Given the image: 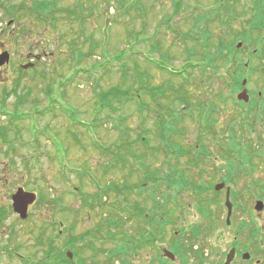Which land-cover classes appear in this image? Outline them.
Masks as SVG:
<instances>
[{
  "label": "rangeland",
  "instance_id": "obj_1",
  "mask_svg": "<svg viewBox=\"0 0 264 264\" xmlns=\"http://www.w3.org/2000/svg\"><path fill=\"white\" fill-rule=\"evenodd\" d=\"M126 1L124 7L120 5V0L61 1L66 6L76 5L77 8H84V13L89 14L86 35L92 37L87 39L86 43L81 40L85 53L84 61L81 60V63L83 68L90 70L85 71L82 67H78V70L73 72V78L60 86V91H65L63 104L68 105L70 109L72 108L71 110L64 113L60 110L62 105L56 103V114L49 110L43 114L44 117L39 119L37 113L35 117L37 123L35 120L22 123L23 135H21L25 140L35 136V127L49 128L53 131L39 133L38 139L41 140L42 145L36 143L35 147H32L17 142L16 152L14 150L7 155L5 153L6 146L0 142V209L8 210L4 222L0 225V264H24L21 253L15 248L20 244L22 246L20 249L25 253L33 250V245L37 243L33 233L37 231L35 225L39 226L44 221L49 223L47 234L53 232L60 234L54 243L58 248H64L65 239L71 233L79 235L99 226L104 219L112 214L113 209L110 204L114 206L117 205V202H121L119 199L122 196L117 198L114 191H111L104 205L90 208L83 205V194L81 195V192L94 193L98 190L97 184L116 186V183L124 181L125 170L122 167L107 174L103 173V167L110 157L102 146L95 145L97 142L100 145L111 146L119 139L120 135V130L116 128L117 117L115 115L106 116L107 112L105 111L98 115L95 122L93 121L96 117L95 108H98L97 95L100 89L106 90L117 86L118 88H120L119 86L130 88L131 91L139 89L142 99L150 101L146 91L162 85L161 96L157 102L151 105L152 110L150 111L155 116V121L179 118L177 126L185 133L174 134V138L183 145L188 141L190 143L196 141L201 126L206 122L205 107L210 102H215L220 107V112L218 115L212 113L209 118L217 120V127L223 136L222 141L227 134V131L223 129L226 127L225 124H230L234 120L236 123L234 130H236L235 134L240 148L246 147L249 151L264 150V119L251 116L252 113L247 115L240 111V108L233 109L235 103L232 101L229 104L222 101L224 104L221 105L220 99L210 91V89L215 91L222 89L227 95L232 94L228 86L224 87V82L221 80L224 76L221 75V78L216 79L213 83L204 78H198V71L188 79L187 83L183 78H169L170 74L168 73H176L174 67L179 68L184 62V47L190 49L195 43L192 38L187 37L185 45L180 38L184 33L190 32L193 18L200 12V10H195L194 6L212 10L216 8L218 1L183 0L182 9L177 11L175 9L177 0ZM132 2L137 4L134 6L131 4ZM30 4L31 0H0V50L7 49L12 57L8 64L0 67V112L4 109V105L6 110L13 109L17 97L15 94L6 95L5 91H11L14 87L18 88V92L23 91L24 93L31 89L29 99L32 100L38 96V106L43 108L49 101L44 98L46 97L44 93L46 80L41 74L42 70H47L52 80L56 82L61 81L60 75L68 74L63 71L68 69L69 48L67 41L72 23L58 22L60 32L65 33L64 39L59 38V33L51 26L47 27L42 20L24 8L18 10L20 5L29 6ZM130 5L131 7H129ZM209 28L215 37L221 36L219 19L211 20ZM138 34L141 35L138 37ZM224 34L230 38L229 33L224 32ZM217 38L214 41H217ZM252 38L251 44L248 42L242 44L240 56L244 62L248 61L250 64H245L246 73L251 76L249 77L252 85L250 88L262 91L264 90V49L259 57L252 55L251 52L249 57L252 59L248 60L247 52L254 49L256 34ZM93 40L98 42V46L94 51H90V43ZM157 41H159V50L155 51ZM163 53H167L165 62L168 65L161 63ZM37 55L41 56L38 61L33 58ZM30 62L35 65L32 68L24 69L22 65ZM138 72L145 78L140 87L136 76ZM167 84H170V87ZM180 86H184L185 91L191 96L187 102L181 101L179 98ZM32 105V102H28L25 107L31 109ZM121 106L120 104L119 107ZM123 108L127 119L121 126L126 124L131 139L146 130L153 138L156 131L154 118H148L144 123H141L136 102L128 103ZM70 114L73 115V119L70 118ZM108 117L111 119L106 120ZM7 119H11L9 113H0V123ZM77 120L87 123V125L76 123ZM20 123L21 121H19ZM239 123L242 125L248 123L251 126H247L243 130L238 126ZM55 131H59L61 142L54 138L55 134L52 136ZM74 135H77L79 141L75 140ZM154 139L151 140V143ZM209 146L214 154L219 152L217 145H214L212 140L209 141ZM35 155L40 156L39 161L33 158ZM157 156L156 164L166 158V155L162 154ZM27 157H31V160L29 161ZM59 159L64 161H62L63 165ZM218 161L214 158L207 161L205 166L207 172L200 179L205 185L214 186L217 182L223 181L222 176L226 170L221 166L220 179L217 165L220 162ZM226 162L221 155V164ZM181 164L189 166V168L192 166L187 156L181 158ZM249 165H254L255 169L252 174L247 171H237L234 173V181L229 183L236 193V199L235 196H231L235 206L231 219L234 223L240 219L247 220L248 223L254 221L262 229L264 210L256 211L254 204L258 198L264 200L263 194L257 195L261 191L258 188L255 191V185L260 181L264 182V156L263 158L253 157ZM196 171L197 168H193L189 174L196 176ZM238 172L240 173L238 174ZM138 177L139 174L131 175L128 178L130 185L133 186ZM92 179L94 180L92 181ZM19 187L35 191L38 195V200L30 206L29 216L26 219H22L12 210L11 197ZM220 194L219 197H216L220 199V204L216 202L217 204L213 205L214 213L219 215V226L214 232L211 231L212 235L204 241L206 245L204 250L206 254L208 253L205 264L218 263L219 249H221V264L223 263L226 250L232 243L234 234L233 229L231 234L228 233L231 228H227L224 224L227 213L225 192L222 191ZM143 195L140 197L139 194L131 192V190L128 191L130 203L137 201L142 204L146 194ZM194 202V196L187 193L183 195V202L180 206L170 205L172 211L169 215L174 219L176 225L167 226L165 242H158L157 246L153 247L145 246L143 251L133 259V263H149L157 256L158 251L163 253L164 248H171L170 242L175 239L176 230L177 233L181 231L182 227L190 230L193 224L200 222V214L192 205ZM188 204H191L189 210L183 211L184 206ZM147 205L152 206L150 200ZM64 207L72 210L63 212ZM242 207L245 208L243 212ZM218 209H221L219 213ZM135 224V221H131L129 228L132 229ZM261 234H264L263 230H261ZM99 245L101 248L106 247L105 244ZM197 245L196 243L194 249L199 248V246L196 247ZM69 251L74 252L72 248L65 249L66 256ZM33 255L25 258V263L33 260L35 264H38L37 261L42 255L37 253L35 260ZM84 255L90 257L93 252L87 249ZM258 256L264 257V252L260 251ZM194 263L198 264L196 261L192 263L189 260V264ZM174 264H182L181 258L178 257Z\"/></svg>",
  "mask_w": 264,
  "mask_h": 264
},
{
  "label": "trees",
  "instance_id": "obj_2",
  "mask_svg": "<svg viewBox=\"0 0 264 264\" xmlns=\"http://www.w3.org/2000/svg\"><path fill=\"white\" fill-rule=\"evenodd\" d=\"M61 1L62 0H31L29 6L20 5L18 7V10L24 8L30 14L42 20L47 27L51 26L59 33V38L64 39L65 37V33L60 32V28L58 27L59 21H65L69 24L72 23V28L68 31L69 36L67 41L69 48V58H67L68 69L63 71L68 74L60 75L62 77L61 81L56 82L52 80L47 70L43 69L41 72L46 80L44 88L46 97L44 98L49 101L48 104L40 108L38 106V96L30 100L29 95L31 94V89H28L26 93L23 91L18 92L17 87H14L11 91H6V95L15 94L17 97L13 109L10 111L6 110L4 105V109L0 112L1 114L9 113L11 116V119L4 120L0 123V142L2 145L6 146L5 153H7V155L9 152L16 149L17 142L22 143V145L24 143L35 147L34 144H41V140L38 139L40 132H53L49 128L42 129L35 127V136L32 139L29 138L25 140V138L22 137V123L28 120L34 121L37 113L39 114V119L44 117L43 114L45 112L47 113L49 110L53 114H56V103L62 105L63 108L61 107L60 110L64 113L72 109H70L68 105L63 104L65 91L61 92L60 86L73 78V72L77 71L78 67L83 68L81 60L82 62L84 61L85 53L82 49L81 40L86 43V40L92 36L86 35V24L89 14L84 13V8H77L76 5H73V7L66 6L63 5ZM217 1L219 2V0ZM126 2V0H120V5L124 7ZM135 4L132 5L135 6ZM183 4V0H177L175 2V9H182ZM194 7L195 10H200V12L194 17L193 27L190 29V32L184 33L180 38L184 43L187 37L192 38L195 43L192 48L189 49L186 47L184 49L183 54L185 55V61L179 68L174 67L177 72H170L169 78H183V80H185L184 82L187 83L188 79L198 71V78H204L208 82H214L216 79L221 78V75L224 76V78L228 76V78H231L232 88L234 90L240 89L242 87V78L246 75V69L243 61H239V50L236 47V42H224L221 36L217 38L214 33L209 30V22L218 19V3L216 8L212 10H204L196 5ZM141 9L143 10V7H141ZM259 20L264 23V18L261 17ZM257 28L261 29L259 26H257ZM139 35L141 34H138V37ZM215 38H217V41H214ZM158 40L160 41V39ZM159 41L155 43V51L159 50ZM90 46V51H94L98 46V42L93 40ZM262 52L263 49L258 48L255 53L259 57ZM166 57L167 53H163L161 56V63L164 65H168V63L165 62ZM221 60H223V63ZM83 69L85 71L90 70L87 68ZM136 76L138 77L137 80L140 87L145 78H143L140 72H138ZM49 78H51V80H49ZM167 86L170 87V84H167ZM119 87L120 88H118V86L115 88L110 87L106 90L100 89L97 95L98 108H95L96 117L93 121L95 122L98 115L105 111L107 112L106 116L115 115L117 117L116 128L120 130L119 139L111 146L100 145L97 142L95 145L98 147L102 146L110 157V160H107L103 167V173L107 174L112 170H117L118 167H122V169L125 170L124 181L122 183H116V186L97 184L98 190L94 193L86 194L85 192H80L81 195L83 194V205L89 206L90 208H94L96 205H104L111 191H114L117 198L122 196L121 199H119L121 202H117V205L114 206L110 204L113 212L109 217L104 219L99 226L86 230L79 235L71 233L65 239L64 248H58L56 243H54L57 241L60 234L58 235L54 232L49 235L47 234V230L50 227L49 223L44 221L45 223L42 222L39 226L35 225L37 231L33 233L35 234L34 237L37 243L33 245V250L25 253L21 250L22 246L20 244L15 248L21 253V259L24 264H35L33 260L25 263L24 259L34 254L33 259L35 260V255L37 253L42 255L37 261L38 264H73V260L69 259L64 253L65 249L67 250L70 248L74 250V260L76 264H135V262L133 263V259L143 251L145 246L153 247L157 246L158 242H165L167 226L176 225L174 219L169 215L172 211L170 204L173 203L180 206L183 202V195L185 193L194 196V206L200 214V222L193 224L190 230H187L185 227H182L179 233H177L176 230L175 239L170 242V247L174 249L175 253L181 258L182 264H189V260L191 259L190 256L192 257L193 255H195L198 263L200 262L203 264L204 249L206 247L204 241L212 235L210 232H214L218 226L219 215L214 213L215 210L213 209V205L217 204L216 202H218V204L221 202L220 199L216 198L221 195V192L216 191L213 185H205L200 181L202 176L207 172L205 167L207 161L213 158L217 161L219 160L218 162L220 163L217 164L219 169L218 174L221 179V166L224 167L227 171L224 176L227 183H232L234 181V173L237 171L249 170L247 172L250 174L254 171V165L248 166L249 163L252 162V156L254 154L252 152H246L244 149L238 151L239 147L234 142V139L229 140L227 145L225 140V143H222L221 152V131L218 130V127L216 128L215 121L209 120V116L220 109L217 103L210 102L208 106L205 107L204 117L206 122L201 126L196 141L193 143L188 141L183 145L174 138V134L184 133L183 130L179 129L177 126L179 118L175 117L169 120L159 119L155 121V116H153L152 111H150L152 110L151 105L157 102L158 98L161 96L163 89L162 85L146 91L150 97V101L142 99L139 89L138 91H131L130 88ZM210 91L221 101L223 96L221 91H215L213 89H210ZM190 97L188 92L185 91L184 86H180V100L187 102ZM28 102H32L33 104L31 109L25 107ZM131 102H136L137 104L141 123H144L148 118H154L156 131L153 135V138H155L153 143H151L153 138L148 134L147 130L142 134H138L134 139H131L126 124L121 126L127 119L123 107ZM258 103L260 107L257 108V112H264V97L263 99H258ZM120 104L122 105L121 107H119ZM257 115L258 113H256V116ZM70 118L73 119L72 114H70ZM109 119L111 118H106V120ZM19 121H21L20 124ZM35 122L37 123L36 120ZM79 122L80 121L77 120L76 123ZM80 123L87 125V123L84 122ZM53 134H55L54 138L61 142L59 131L52 133V136ZM74 137L76 141H79L77 135H74ZM210 140L213 141L214 145H217L219 149L217 154H214L210 149ZM54 144L56 143L54 142ZM158 154L166 155V158L159 163V167L155 165V159L158 160ZM256 154L258 157H261L258 151ZM221 155L228 158L227 162L222 165ZM183 156L188 157V161L192 165L191 168L180 164V158ZM33 158L39 161L40 156L35 155ZM27 159L30 161L31 157H27ZM60 161L63 165V160L61 159ZM193 168L198 169L196 172L197 176L189 174ZM239 173L240 172H238V174ZM133 174H139V177L137 182L132 186L128 182V178ZM93 180L94 179H92V181ZM255 186L260 189L264 187V183L258 182ZM129 190L139 194L140 197L146 194L144 202L142 204H139L137 201L130 203L131 201L128 197ZM261 194L264 196V192H261ZM232 196H235L236 199L234 189L232 191ZM148 200L152 203L151 207L147 205ZM190 205L191 204L185 205L183 211L189 210ZM68 210L72 209L68 207L63 208V212ZM241 210L243 212L245 208L242 207ZM7 211V209H0V225L4 222ZM217 211L219 213L221 209ZM131 221H135L136 223L132 229L129 228V223ZM224 223L226 224V220ZM196 243L200 245L199 250L194 249ZM99 244H105L106 247L101 248ZM87 249L93 252L92 256L89 257L84 255ZM157 263L172 264L169 259L162 256L160 251H158L154 259L146 264Z\"/></svg>",
  "mask_w": 264,
  "mask_h": 264
},
{
  "label": "flooded vegetation",
  "instance_id": "obj_3",
  "mask_svg": "<svg viewBox=\"0 0 264 264\" xmlns=\"http://www.w3.org/2000/svg\"><path fill=\"white\" fill-rule=\"evenodd\" d=\"M261 17L264 18V0H219L218 2L217 18L221 23V38L224 42H237V47L239 48H241L242 44L245 42L251 44L253 40L252 36L256 34L257 39H254V43L256 42V44L253 51H256V48L258 47L264 49V23L259 20ZM257 26L261 29H258ZM224 32L229 33L230 38H228ZM5 50L7 49H4V51ZM11 58L10 54V59ZM33 58L38 60L41 57L38 58L37 55ZM239 61H242V58H240ZM221 80L224 82V87L228 86L229 91L232 93L233 85L231 83V78H221ZM250 85L251 83L247 81L245 86L248 89L247 97L242 101L237 98V95L242 90L227 95V93L221 89L223 102L229 104L232 101L235 103L233 109L240 108V111L247 115H250L251 113V116H253V113L256 115L257 108L260 107L258 99L263 97V92L255 91L256 89L252 90ZM234 94L236 95L234 96ZM249 125L250 124L248 123H245L244 125L241 123L238 124L243 130ZM225 126L226 127L223 129L227 131V134L225 135L224 140L237 139V135L235 134L236 130H234L236 126L234 120L230 124H225ZM222 139L223 136H221V145L222 143H225ZM227 228H231L228 232L230 234L232 233L231 230H234L233 238L231 240L232 243L228 248V250L232 247L236 248L234 262H237V264H264V257L258 256L260 251L264 252V234H261V230L264 231V226L262 229L260 228L259 231L258 224L254 221L248 223L247 220L240 219L237 223L231 222L228 224ZM228 250H226V253ZM245 251L251 253L250 259L242 258V254ZM206 255H208V253ZM217 264H221V249H219V259Z\"/></svg>",
  "mask_w": 264,
  "mask_h": 264
},
{
  "label": "water",
  "instance_id": "obj_4",
  "mask_svg": "<svg viewBox=\"0 0 264 264\" xmlns=\"http://www.w3.org/2000/svg\"><path fill=\"white\" fill-rule=\"evenodd\" d=\"M241 45V44H239ZM10 59V54L8 51H4L3 53L0 54V67L4 65L5 63L9 62ZM33 63H28L23 65V68L27 69L30 66H33ZM243 84H246V79H244ZM239 99H246L247 97V89H244L242 92L238 94ZM225 188V183H218L216 185V190H221ZM37 195L34 192L26 191L24 188L19 187L16 192L12 195V208L15 213L20 215L22 219L27 218L28 216V211L29 207L34 204L36 201ZM226 207L228 209V214H227V222L230 223V217L232 215V209H233V204L230 200V187H226V201H225ZM264 207V202L262 200H257L255 204V209L256 210H262ZM164 253L166 256L170 257L171 259L175 258V255L173 252H171L169 249H165ZM235 249H232L228 254L227 258L224 264H231L232 261L235 258ZM67 255L69 258L73 257V252H68ZM243 258L248 259L250 258L249 253L243 254Z\"/></svg>",
  "mask_w": 264,
  "mask_h": 264
}]
</instances>
